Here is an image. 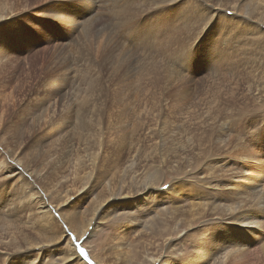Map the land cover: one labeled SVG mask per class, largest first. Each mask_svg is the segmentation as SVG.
I'll return each instance as SVG.
<instances>
[{"label": "rangeland", "instance_id": "rangeland-1", "mask_svg": "<svg viewBox=\"0 0 264 264\" xmlns=\"http://www.w3.org/2000/svg\"><path fill=\"white\" fill-rule=\"evenodd\" d=\"M64 1L66 3H71L70 2L71 0H64ZM125 1L130 3V4L128 3L129 6H132L134 8L136 7L135 9L142 10L141 14L143 16L140 14L136 17L137 21H139L141 24L143 22H145L146 19L151 14H153L154 12H158L156 14L158 16L156 17V15H155L153 18L158 19L161 16L159 18V21L161 23L165 18L169 17V14H173V22L175 24L176 30L178 29L177 31L179 32L180 28L177 25L178 22L176 21V18L174 19L175 11L174 10L167 11L170 8H175L179 1L173 0L175 2H172V0H169V1H171L169 3V2H166L168 0H159V2L156 3V2H153L154 0H150V5H148V4L146 5L145 3H142L140 1L138 2V0H125ZM216 2H217V0L216 1L215 0L209 1L210 5H211V10H213V8L218 9V5ZM117 3L121 4V3H125V2H123L122 0H118L117 2L115 1V3H113V4L118 8H111L110 7L111 9H113V12H111V13H109V11H107L106 14H104V15L103 14H92L89 16H85L86 20L79 21V23L77 24L78 26L75 25V26H73V28L67 27V28H72L71 29L72 32L71 31L69 32V30L66 28V24H63L64 29L57 28L56 31H50V30H48L49 20L46 18L43 19V18H41V16H37V15H33V14L30 17L28 15H18L17 16L18 18L17 17L14 18L15 20H17V22H15L14 19L10 20V18L7 19L9 21L0 22V39L2 40L3 45L7 48L8 52L9 53H18V54L22 55V58L28 56L29 54H32V55L44 54V55H39V56L36 55V57H39L37 64L39 65L41 63L40 62L41 57H43V56L46 57V63H48V64H46V67L41 72V75H46L48 77L51 76V73L53 70L52 69L53 68V64H52L53 63V56L52 55H54V50L52 48V42L51 41H52V39L57 38V36H64L65 38L63 37V40L68 45V48L70 49V51L81 55V58L83 55L86 58L88 63L89 62H96L97 63V65L92 66L88 70L85 69V67L81 64V66L79 68L80 73L78 74L76 72H73V74H75V76L72 78L74 81L72 83L71 82L69 83V87H71L72 84H74L76 86V84L85 83V82H89V81L93 80V81L98 82V84L101 88V94L97 95L98 97L93 96V97H85L84 99H81L80 97L82 95L77 93V90H75L72 94H66L63 97H61V99L59 100V109L56 111H62V109H63L62 106L64 105L63 107H66V105H68V104H72L71 105L72 110H70V111H73V113L71 115L72 126L70 127L69 130L67 129L68 132L66 131L65 134L55 135V134H47L44 132H39L33 126L34 118L30 117V116H25V114L22 115V113H20L18 115L19 117L17 116L18 118L15 119L13 125L10 126L8 131L4 132L3 130H0V157H2V155L4 156L2 158H5L7 156L9 162H13L15 165H18L22 169H23V167H25L23 169V174H25V176L24 175L23 176L25 178L29 179V180H24L23 178H19L16 180H14L15 178L12 179L11 181H13V182L5 185L3 190L1 191V193H6L7 191H9V192L16 191L18 194H23V193H26L29 189L36 187V189L39 191V195L42 193H47L48 197L52 200V198H53L52 193H54L58 197H61V191H60L61 188H62L63 192H65L67 194V193L71 192L72 186H76L77 188L82 187L81 182H79L78 185H75L74 182L70 181L71 179H73V175L75 173H76V181H80V179L82 177H84V180H86L87 178H90L91 171L95 170L96 176H100L102 178L101 179L102 184L98 183L101 186V187H99L101 190L98 189L99 192L97 191V193H101L103 195L106 194L105 197L106 196L108 197L109 194H111V190L109 188V185H106V184L107 183L111 184L114 182L113 184L116 186L117 184H119V182H123V179H125L124 174L119 173L120 171L118 170V168L120 167V165L118 163V160H120V157H117L116 155L119 154L118 156L121 155V157H124L127 155V152L133 151L134 145H136L135 147L138 148V151H137L138 157L136 160V163L138 165V169L140 171H143L144 168H148L149 172H144V173L151 174L154 176V178H156V177H157V179L159 178L158 179L159 180L158 185L160 187L167 188L166 186H168L169 183H171V181L175 178H179L180 181H185L184 183L186 184L185 185L186 187L183 188V190H182L183 193L181 192V195H179V197H178V195L176 197H174L175 202L173 201V202L169 203L166 206L167 208L163 209L162 206H159L160 208L157 207L154 212H151V208H150L149 202H148L149 200L148 199H142V202H143V205L145 208L144 209L145 214L140 213L139 209L135 210V213L138 214V217H139V219L137 220V222H138L137 224H130L126 216H123L122 217L123 219H121V218L116 219L111 224L108 222V220L104 219L102 223H99L100 229L96 232L98 234V236H94V237H90L88 235V233L79 234L77 232V228H76L77 220L75 219V221H74L73 212L71 209L68 208V209H66V215H64V220H66L68 224L65 225L64 223H62L60 221L62 223L61 225L56 224V225L51 226L57 232L64 230L65 233H69L68 236L70 237L71 242H72V246L66 245V246H62V247L57 248V245H56V248L58 249L60 254L66 255L69 253V251L71 249V251H73L75 253V255H77L81 259V261L85 264H160V259L167 256V255L168 256L173 255V258L175 257L174 259L177 260V264H182V263L183 264H188V263L193 264V262H194V264H206V263L207 264H215L216 262L218 264L222 260V257L225 254V251L229 253L231 247L224 250L223 247L221 246L222 250L221 249L217 250V248L220 246V240L219 239L222 236H224V234H225V232L221 231V226L225 222H219V220L212 221L213 216H212L211 212H209V213L202 212V206L200 207L198 202H201V200H204V199H205L204 201L211 202L214 198L211 197L212 196L211 195L212 189L209 188L211 185L209 187L206 186L202 182L203 180H200V178L204 177L205 181H212L215 177V173L209 171L207 166L211 165V164L213 165L214 161H217L218 159L221 160L222 159L221 157L224 154H227L228 157L227 156L225 157V158H227V161L225 159L223 161L224 162H228V161L230 162V164L225 167V168L228 167L227 168L228 171L225 172L226 174H229L230 176L241 175V171L243 172V171H245V169H247V167H246L247 160H244L245 159L244 157L242 159V157L240 158L239 156L236 155L235 150L238 146H235L234 144L237 143L240 139V143L241 142H242V144L245 143V145L252 148L251 143L254 142L256 144V141L262 139L264 136V124H263L264 123V99L260 103H257V102L252 101L251 96L248 94L249 90L255 91L256 90L255 88L264 89V79L260 80L261 82H258L257 84L250 87V84L253 82V79H256L258 77H254L253 75H249L246 77L247 71H241L240 72L238 70L242 65L232 66L230 64L226 65V67L230 68L229 72H227L226 74H224V69L221 70V68H219V69L215 68L216 70L214 71L213 76H208V74H209V70H208L209 62L207 63V65H206L207 67H206L205 66L206 55L204 54V51L201 49L199 51L200 55L198 54L199 55L198 59L200 61L198 60L197 63L193 64L195 75H196V80L191 81L190 87L188 88V91H190V92L186 91V92H184L185 94H183V95L177 94V91L175 90L176 88L178 89V87H179L178 82L177 83H170L169 82V87H168L167 82L165 81V79H163V78H165V76L161 72L164 71V73H165V71H167V70H166V68H164L165 67L164 65L166 62L162 61V60H159V61L158 60H151L150 61L149 59H147V62H146L147 65L144 63V61L142 62V60H140V61H138L137 65L132 68L133 73H130L129 74L130 76L113 77L110 74L112 72V69L115 67L116 62L113 58L114 53H112L110 50L111 49L110 45L126 47L128 49V51H127L128 54L131 55V53H132L131 59H132V61L134 60L135 62L137 61V56L140 54V51H141L140 46L137 43L131 41V39L129 38V33H128V31L130 29H134V27L135 28L138 27L136 24L133 25L132 27L129 26L126 28H118L117 24L113 25V23H112L113 21L120 22L119 18H118V17H120L118 15V10H123L122 7H120V5H118ZM252 3L254 6L255 1H252ZM139 4H140V6L138 8L137 5H139ZM97 6L98 7L100 6V2H97ZM261 7H264V2H261L260 8L255 13L252 10L253 8L252 9L246 8L243 11V16H245L244 17V19H245L244 24L246 22L254 21L253 24H257V22H259L260 25H262L264 27V19H262V16H263L262 12H264V10ZM114 9H115V11H114ZM231 11H232V9L227 10L228 13H230ZM125 15L126 14H124L123 17H125ZM139 16H140V18H139ZM215 18H216V15H214L212 17L210 22H212ZM260 19L263 21H261ZM258 20H260V21H258ZM46 21H48V22H46ZM152 26H155V23H153ZM254 27L256 30H258V26H254ZM203 28H204V26L198 32H197V28L196 27L194 28L192 26L185 29V33L182 36L184 39V44L187 43L186 45H188V42L192 41V44H191L192 45V47H191L192 52L197 51V49H198L197 44L198 45L200 44L202 38L205 35L204 31L206 30V27L204 28V30H203ZM240 28H242V27H239V29ZM85 29L92 31V33L90 35H93L92 36L93 41L100 38L101 34L104 33L105 31H110L112 33V36L107 37L108 43H106L103 46L104 47V53H103L104 56H101L100 57L101 59L96 57V51L86 43V40H84L85 42H83L79 39V37L80 38L82 37L81 34H83L86 31ZM193 29H194V31H193ZM235 33H239V32H235ZM193 34H195V35H193ZM138 41L139 40H137L136 42H138ZM230 42L231 41H229V43ZM85 43H86V45H85ZM225 47H226L225 45H224V47L222 46V48H225ZM60 49H64V47L62 46V47H60ZM34 50H35V52H34ZM65 50H68V49H65ZM26 53H27V55H26ZM109 53H110V55H109V57H107L106 55ZM70 55H74V53H70ZM194 55H192V56H194ZM132 56H133V58H132ZM109 59H110V62H109ZM35 61H36L35 58L31 59V65H32L33 70H35L38 67V65L35 64ZM152 62H154V63H152ZM149 64L161 65V67L163 69V70L161 69L162 71L160 72L161 73L160 74L161 79L159 78V80H156V78H155V80H153L154 75H151V73L153 71L151 70V68L148 67ZM82 66H83V68L81 69ZM136 67L140 73L138 72ZM145 68H146V70H145ZM110 69H111V71H110ZM8 70L9 69H5L4 71L2 70V72H3L2 75H4V76L6 75V76L5 77L2 76L0 80L4 81V83H7V79L10 78V76H9L10 73H8ZM144 70H145V72H144ZM217 70L222 72V73L218 72ZM235 72H237V73H235ZM76 74H78V75H76ZM148 74L151 75L150 76L151 78L149 77ZM145 75H147L148 77H146ZM235 75H236V77H235ZM261 75H264V73ZM108 76H109V78H108ZM36 77H38V76H34V78L30 80V83L26 82L25 84L26 85L29 84V85H32L34 87L37 83ZM152 77H153V79H152ZM198 77H200V78H198ZM121 78H123V79H121ZM219 78H221V79H219ZM108 79L109 80L112 79L111 81L113 83L111 84V86L113 85L115 87L117 85L118 88L115 87L116 88L115 89L113 86L112 87L108 86L107 85ZM222 79H224V80H222ZM126 80H128V81H126ZM145 80H146V82H145ZM130 81H131V83H130ZM161 81H162V83H160ZM116 82L119 84H117ZM135 82H137V84H135ZM141 82L144 84L141 85ZM151 82H153V84L148 85V84H151ZM186 82L187 81L179 82L180 83L179 85H182L183 83L186 84ZM13 83H16V84H14V91H15L16 90L15 85H17L18 82L15 81ZM133 83L135 84V86ZM146 83H147V87H150V88L146 87ZM171 84H175V85L172 86ZM230 84L232 86H234V89H230V87H229V86H231ZM4 86L5 87H3L0 84V113H1V111H5L6 113L10 114L11 111H14L12 113V117H15L14 116L15 112L22 111L21 110V102H20L21 98L19 97L18 99H16V105H14L12 102L13 98H12L11 89L8 88V87H10V85L5 84ZM159 86H161V88H164V89L162 90ZM204 86H206L207 89H205ZM122 87H125V88H122ZM121 88H122V90H121ZM106 89H108L107 90L108 92L106 91ZM112 89L114 90V92ZM159 89H161V90H159ZM147 90H149V91H147ZM126 91H129L128 92L129 94ZM169 92L172 94H170ZM16 93H17V90H16ZM118 93L120 94V96ZM174 94H176V95H174ZM33 95H32V100L35 99V96H33ZM124 95H125V97H124ZM187 95H188V97H187ZM192 95H193V98H192ZM225 95H227V96L225 97ZM68 96H69V98H68ZM127 96H128V98H131V99H127V100H129V102L126 100ZM211 97L214 100H212ZM108 98L111 99L112 101L108 100ZM175 99L178 101H176ZM182 99L183 100L185 99L186 101L185 100L183 101ZM187 99H188V101H187ZM70 100L72 101V103L70 102ZM130 100H132V101H130ZM75 101H77V102H75ZM19 102H20V104H18ZM104 102L106 103L105 106H104ZM190 102L192 103V105ZM214 102L216 104H214ZM130 103H131V106L127 107ZM97 104L98 105L100 104V105L98 106ZM101 104H102V106H101ZM115 104H117V105H115ZM132 104H134V105H132ZM241 104H242V106H240ZM106 105L108 106L107 109H106ZM103 106H104V108H103ZM174 106L177 108H175ZM178 106H181V107H178ZM188 106L190 109L188 108ZM191 106H194V107H191ZM217 106H218V108H217ZM254 106H255V108H254ZM99 107H100V109H99ZM165 107H166V110H165ZM169 107H171V110ZM185 107H187V108H185ZM209 107L211 108L212 111L210 110ZM192 108L194 111L192 110ZM203 108H204V110H203ZM182 109H185L184 110L185 112H183ZM126 110H127V112H126ZM189 110H191V113ZM208 110H209V112H208ZM78 111H84V112L78 114ZM148 111H150V112H148ZM198 111H199V113H197ZM258 111H260L261 113L260 112L258 113ZM112 112H113V114H112ZM115 112L118 115L115 114ZM132 112H134V113L132 114ZM152 112L155 113V115L152 114ZM165 112H168V114L166 115ZM211 112H213V113H211ZM96 113L98 115H100V116H98V119L99 120L101 119V126L97 125L99 120L97 119V116L95 115ZM185 113L187 115H185ZM194 113H195V115H194ZM262 113H263V115H262ZM169 114L171 117H169ZM190 114L191 115L193 114L192 116L194 118L191 117ZM212 114H213V116H212ZM73 115H75V117ZM121 115H123V117H121ZM175 115L178 118L177 117L175 118ZM189 115H190V117H189ZM196 115H198V116H196ZM93 116H94V118H93ZM109 116H111L115 119L117 118V119L115 120ZM255 116H256V118H255ZM257 116H258V118H257ZM105 118L108 119L109 121L108 120L106 121ZM109 118L111 119V122H110ZM122 118L125 120H123ZM154 118H156V119H154ZM179 118H180V120H179ZM215 118L219 119L218 123L213 122V119H215ZM157 119H158V121H156ZM204 120H206V121H204ZM209 120H211V121H209ZM259 120H261V121H259ZM77 121H79V122H77ZM113 121L116 123L117 126L115 125V123ZM131 121H135V122L137 121V122L133 123ZM176 121H178V122H176ZM186 121H188V122H186ZM223 121L229 127H231L230 129L233 130L234 142L232 141L233 144H232L231 148L235 149V150H233L234 152H232L231 149L229 151L224 150L223 144L221 142H218V140H217L218 136H221L222 138H224L222 135H220V128L218 126V124L222 123ZM233 121H234V124H233ZM257 121H258V123H257ZM189 122H191L190 124L193 125L192 127H191V125H189ZM202 122H204V123H202ZM117 123H119L120 125H118ZM124 123L127 125L125 126ZM131 123H132V125H131ZM139 123L142 124L143 127H142V125L140 126ZM137 124H138V126H137ZM76 125L78 127L81 126L80 128H83V129L78 128ZM209 125H213L214 128L212 126H209ZM134 126L136 128H133ZM202 126H203V128H202ZM91 127H93V129H91ZM108 127L109 128L111 127V130H113V132L110 129H107ZM114 127L115 128L117 127L118 129H115ZM139 127H141V128H139ZM145 128H147V130ZM183 128H185V129H183ZM215 128H217V131ZM121 129L124 130V132L121 131ZM140 129H142V130H140ZM160 129L161 130L163 129L164 132L161 131ZM165 129L168 130V132H166ZM186 129H187V131H185ZM102 130H103V132H101ZM115 130L117 131V134L115 133L116 132ZM125 130H127L128 133H126ZM129 130H130V132H131V130H134V131L129 133ZM145 130H146V133H145ZM182 130L184 133L182 132ZM90 131H91V134L93 133V135L90 134ZM110 131H111V133L109 134L108 132H110ZM143 131H144V133H143ZM174 131H175V133H174ZM212 131H214V132H212ZM256 131H257V133H256ZM96 132H100V133H96ZM172 132L174 135H172ZM239 132H240V134H239ZM95 133H96V135H95ZM113 133L116 136H113L114 135ZM118 133H121L122 135L121 134L119 135ZM169 133H171L170 136H169ZM243 133H247V134L244 135ZM98 134H99V136H97ZM124 134H125V136H124ZM149 134H150V136H149ZM166 134L169 138L166 136ZM212 134H213V136H212ZM105 135H107L108 137ZM176 135H177V137H176ZM86 136H87V138H86ZM93 136H96V138L99 137V138H97L98 140ZM119 136H121L122 138ZM131 136H133V137H131ZM100 137L105 138V141L103 139H101ZM175 137H176V139H175ZM184 137H186L187 139ZM253 137H255V138H253ZM109 138H112V139L116 140L117 142L113 141L112 139H109ZM118 138H121L124 141L120 140ZM171 138H173L172 141H171ZM177 138H178V140H177ZM90 139H91V141L96 140L95 142H97V143L89 141ZM106 139H108V140H106ZM211 139H212V141H211ZM235 139L237 140V142H235ZM140 140H141V142H140ZM143 140H145V141L143 142ZM120 142L123 144H121ZM149 142H151V143H149ZM152 142H154V143H152ZM90 143H92V144H90ZM143 143H144V145H143ZM104 144H106V145H104ZM112 144H113V146H111ZM115 145L117 146L116 148H115ZM163 145L167 149L164 148ZM172 145H173V147H172ZM233 145H234V147H233ZM130 146H131V148H130ZM138 146H141V148ZM186 146L188 148L190 147V149H188ZM8 148L10 150H13L14 152H11ZM173 148H175V150ZM220 149H223V150L221 151ZM149 150H151V151H149ZM19 151H23L22 152V156H23L22 160L27 159L30 162V165L32 166V168L40 174V177H38L35 172H32V170L27 166V163L25 161L21 160V161L17 162L18 157L15 159L16 161L15 160L12 161L13 159L11 156L12 155L17 156V153ZM123 151L125 152V155H124ZM113 152L115 154H113ZM163 152L168 153V155H169L168 157L177 156V157H172V158L174 160L179 161L178 164L169 163L170 164L169 165L165 162L163 163L162 161H164L163 158L165 157L162 154ZM26 155H27V157H25ZM95 156H96L97 162H96V164L91 165L92 160H90V158L92 159ZM87 157H90V158H87ZM140 157L142 159H140ZM206 157H207V159H206ZM196 158L199 160H197ZM239 158H240V160H238ZM209 159H211V160H209ZM77 160H80V161H77ZM127 160H128V158H126L124 162H126ZM90 161H91V163H90ZM145 161L146 162L149 161L148 163H150V164L143 163ZM192 162H193V164H191ZM126 163H128V162H126ZM141 163H143V164L139 165ZM195 163H196V165H194ZM110 165L113 167H110ZM160 165H163V167L161 169L162 171L159 170V171L154 173L155 167L160 166ZM86 166H87V168H86ZM200 166L201 167L203 166V167L201 168ZM74 167L77 169L76 170L77 172H75L73 174V170H75ZM186 167H187V169H186ZM24 171H26V172H24ZM106 171H107V176L105 175ZM78 174L79 175L81 174V175L79 176ZM199 174H201V175L196 176ZM35 175H36V177H35ZM16 176H20V175L18 174ZM108 176L111 180L108 178ZM104 177H106L107 180L104 179ZM113 177L115 178L114 180H113ZM31 178L33 179V181ZM244 181L247 182L248 180H244ZM34 182H35L36 186H31V188H28L27 184L34 183ZM55 182L59 183L58 187L55 186V184H56ZM103 184L107 187L105 188V186H103ZM190 184L195 185V188H193ZM140 187H142V186H140ZM104 188H105L106 192L103 190ZM108 188H109V192H107ZM136 190H140V188H134L131 191H136ZM255 192L256 191H250L249 187H245V188H243V190L240 192L239 195L241 197H243V201L245 202V204L247 206L252 205L259 198L262 201L261 203L264 204V191L261 193L260 196H256L257 193H255ZM213 193H214V191H213ZM205 194H206L207 198H206ZM145 196L147 197L148 195H145ZM187 196H188V199H187ZM214 196L216 197L215 194H214ZM41 197L45 199L44 196H38L37 194L33 196V198H35L36 200H38ZM181 197H183V198H181ZM197 197H201V198L198 199ZM73 198L74 197L72 196L71 200ZM227 198L229 199V197H227ZM61 201H62V198H60L59 202H61ZM99 202L101 203V201H99ZM111 202H114V200L113 201L111 200ZM76 204L78 205L77 213H76L77 216H84L87 218L91 217V212L94 208H97V209L99 208L98 201H94L92 198H88L84 201L78 200V201H76ZM262 207L264 208V205ZM251 209H252V207L247 209L248 210L247 212L251 211ZM33 211H35V209H33ZM104 211L105 210H103L102 212H104ZM189 212H190V214L194 212L195 214H198V216L192 218V217L188 216ZM146 213H147V215H146ZM15 215L25 216L26 212H24V213L16 212ZM209 216H211V217H209ZM246 216L247 215H244V217H246ZM56 217L59 218L60 214H56ZM142 218H143V220H140ZM107 219H110V217H108ZM263 220H264V217H263ZM19 221L17 222L15 227L12 224H10V220L4 219V220L0 221V251H1L0 252V260L2 259L0 261V264H6L4 259H3L4 258L3 254L5 252L6 253H12L11 251L7 252L4 249L5 247L9 246L10 248H14L15 246H17L19 244L20 246H22V248L19 250L23 251V249L27 248V247H23L24 243L22 241H23V239H25V234L23 231H21V229H24V226L21 224V220H19ZM202 222H204L206 224H204ZM210 223L212 224L213 227L211 226ZM113 224H115V225H113ZM204 225L209 229L205 228ZM228 225H230V224H228ZM233 225L237 226L236 224H233ZM263 225L264 224H262L261 226L251 225L245 234L242 233L244 238H245L244 244L242 246L243 251H241L240 253H237V254H234V253L231 254V256H229L230 258L229 257L227 258L229 260H227V263L225 262V264H228V263L231 264L232 262H233L232 264H239V263L240 264H264V226ZM92 226H93V223L90 222V228ZM202 226H204V227H202ZM186 227H188V228H186ZM38 228H36L35 232L30 233V237H32V238H29L30 240L34 241V243H36L35 246H33V248H32L33 249V255L40 257V259L38 258V259H36V261H40L41 259H43V260H41L42 262L41 261L39 262V264H49V263L51 264L52 262H55V264H58V262L60 261L58 259V255L57 256L54 255V252H53V255H50L51 249L49 247H47L45 244H43V243L40 244L39 246H43V249L38 250V247H37L38 243L36 240H38V241L43 240V241L47 242V241H50L53 239L52 235H51L50 228H46V227H42L40 229H38ZM178 229L180 231H177ZM125 231H126V233H125ZM42 232H45V233L42 234ZM124 234L126 235V238L128 239L126 241V243L124 242L123 236H122ZM116 236H117V238H116ZM211 238H213V239H211ZM205 240H208L209 243H206ZM201 241H203V242H201ZM213 244H215L216 246L212 247ZM205 247H206V249H205ZM81 248L84 250L83 253H81L79 251V249H81ZM197 248H199V249H197ZM201 251H203V252L201 253ZM220 251H221V253H220ZM40 252H41V255H37V254H40ZM199 254L201 257L199 256ZM203 254H204V256H203ZM182 256H184V257H182ZM213 258L216 260H214ZM56 261H58V262L56 263ZM7 264H11V263L7 262ZM59 264H68V263H63L60 261Z\"/></svg>", "mask_w": 264, "mask_h": 264}, {"label": "bare ground", "instance_id": "bare-ground-1", "mask_svg": "<svg viewBox=\"0 0 264 264\" xmlns=\"http://www.w3.org/2000/svg\"><path fill=\"white\" fill-rule=\"evenodd\" d=\"M115 1L117 2L118 0H113V1L112 0H71L70 1L71 3H66L64 0H0V22L9 21V20H7L9 18H10V20H12L15 17H17L18 15H28L30 17L33 14V15L41 16V18H43V19L44 18L48 19L49 22L48 21H46V22H48V30H50V31H56L57 28L64 29V25L63 24H66V28L67 27H72L73 28V26H75V25L78 26L77 24L79 23V21L86 20L85 16H89V15H92V14H103L104 15V14H106L107 11H109V13L113 12V9H111V8H118V7H116L113 4V3H115ZM122 1L125 2V3H121V4L117 3L123 9V10H118V15L120 16L118 18H119L120 22L113 21L112 23H113V25L117 24L118 28H126V27H129V26L132 27L133 25L136 24L138 27H136V28L134 27V29H130L128 31V33H129V38L131 39V41L137 43L140 46L141 51H140V54L138 53L139 55L137 56V61L135 62L133 60L134 61L133 62L132 59H131L132 53H131V55H129L128 52H127L128 49L126 47L110 45L111 46L110 50H111L112 53H114V57L113 58H114V60L116 62L115 67L113 69L111 68L112 72H111L110 75H112L113 77L130 76L129 74L133 73V69L132 68L134 66H136L138 61H140V60H142V62L144 61V63L146 65H147V63H146L147 59H149L150 61L151 60H158V61L162 60V61L166 62L165 65H164L165 66L164 68H166L167 71H165V73H164V71L161 72L163 70L161 65H158V64H149L148 65V67L151 68V70L153 71L151 73V75H154V79H153V77H152V79L153 80H155V78H156V80H159V78L161 79V77H160L161 75L160 74L163 73L164 76H165V78H163V79H165V81L167 82L168 87H169V82L170 83H177L178 82V86L179 87H178V89L176 88L175 90L177 91V94L183 95V94H185L184 92L188 91V88L190 87L191 81L196 80V75H195L193 64L197 63V61L199 60L198 59V57L200 55L199 51L201 49V50L204 51V54L206 55L205 66L209 62V65H208L209 74H208V76H213L214 71L216 69H219V68H221V70L224 69V74H226L227 72H229V69H230L229 67H226V65L230 64L232 66L242 65L238 70L240 72L241 71H247L246 72V77L249 76V75H253L254 77H258L256 79H253V82L250 84V87H252L253 85L257 84L258 82H261L260 80L264 79V75H261V74L264 73V27L262 25H260L259 22H257V24H253L254 21L246 22L244 24V20H245L244 17L245 16H243V11L246 8H249V9L253 8L252 9L253 12L254 13L257 12V10L260 8L261 2H264V0L263 1L262 0H217L216 3L218 5V9L213 8V10H211V5L209 3L210 0H176V1H179L177 3L176 7L175 8H170L167 11H170V10H174L175 11V16L176 17L174 16V19L176 18V21L178 22L177 25L180 28L179 32L177 31L178 29L176 30V28H175V24L173 22V14H169V17L165 18L162 21V23H161L159 21V18L161 16L158 19L153 18L158 13V12H154L153 11L154 13L151 14L146 19V21L144 20L145 22H143L141 24L139 21H137L136 17L141 14L142 10L135 9L136 7L134 8L132 6H129L128 5L129 2H127L125 0H122ZM139 1L142 2V3H145L146 5L147 4L150 5V0H138V2ZM252 1H255L254 6H253ZM97 2H100V6L99 7L97 6ZM153 2L158 3L159 0H154ZM166 2L170 3L171 1L168 0ZM172 2H175V1L172 0ZM137 6L139 8L140 4L137 5ZM261 8L264 10V7H261ZM228 9H232V11L230 13H228L227 12ZM114 11H115V9H114ZM262 13H263L262 19H264V12H262ZM124 14H126L125 17H123ZM214 15H216V18L212 22H210V20L212 19V17ZM157 16L158 15H156V17ZM139 18H140V16H139ZM260 20H258V21H260ZM14 21L17 22V20H15V19H14ZM261 21H263V20H261ZM153 23H155V26H152ZM190 26H192L194 28L196 27L197 28V32L200 29H202L203 26H204V28L206 27V30L204 31L205 35L202 38L200 44L199 45L197 44V48L198 49H197L196 52L195 51L192 52V48H191L192 47V45H191L192 41L188 42V45H186L187 43L184 44V39L182 37L184 35V33H185V29L189 28ZM254 26H258V30H256ZM239 27H242V28L239 29ZM72 28H67V29L70 32ZM204 28H203V30H204ZM193 31H194V29H193ZM235 32H239V33H235ZM91 33H92L91 30H86L83 34H81L82 37L81 38L79 37V39L81 41H83V42H85L84 40H86V43L89 46H91L96 51V57L101 59L100 57L104 56V54H103L104 53V47L103 46L106 43H108L107 37L108 36H112V33L110 31H105L104 33L101 34V37L98 38L95 41H93V37H92L93 35H90ZM193 35H195V34H193ZM63 37L64 36H57V38H54L51 41L52 42V48L54 50V55H52L53 56V63H52L53 64V68H52L53 70H52V73H51L50 77H48L46 75H41V72L46 67V64H48V63H46V57L45 56L41 57L40 58L41 59V61H40L41 63L39 65L37 64V61L39 60V57H36V55L39 56V55H44V54H34V55L29 54L28 56L22 58V55H20L18 53H9L7 48L3 45L2 40L0 39V79H1L2 76L3 77L6 76V75L5 76L2 75L3 74L2 70L4 71L5 69H9L8 73H10V75H9L10 78L7 79V83H4V81L0 80L1 81L0 84L3 87H5L4 86L5 84L6 85H10V87H8V88L11 89V92H12V98H13L12 102H13L14 105H16V99H18L20 97L21 98V100H20V102H21V110H22V111L15 112V115H14L15 117H12V113L14 111H11L10 114L6 113L5 111H1V113H0V130H3L4 132L8 131L10 126L13 125L15 119L19 117L18 115L20 113H22V115L25 114V116H30V117L34 118L33 126L39 132H44V133H47V134H55V135L65 134V132L66 131L68 132V130L72 126L71 115H72L73 111H70V110H72L71 109V105L72 104H68V105H66V107H63L64 106L63 105L62 106V108H63L62 111H56V110L59 109V100L61 99V97H63L66 94H72L75 90H77V93L82 95L80 97L81 99H84L85 97H93V96H97V95L101 94V88H100L98 82L93 81V80H91L89 82H85V83L76 84V86L74 84H72V86L69 87V83L70 82L72 83L74 81L72 79L75 76V74H73V72H76V73L79 74L80 73V69L79 68H80L81 64L85 67V69L88 70L92 66L97 65V63L96 62H89L88 63L86 58L83 55H82V58H81V55L70 51V49L68 48V45L63 40ZM137 40H139V41L136 42ZM229 41H231V42L229 43ZM86 43H85V45H86ZM224 45L226 47L222 48V46L224 47ZM62 46L64 47V49H60V47H62ZM65 49H68V50H65ZM186 50L189 53V56H188L187 62L184 63V62H182V58H183V55H184ZM34 52H35V50H34ZM70 53H74V55H70ZM26 55H27V53H26ZM109 55H110V53L107 54L106 56L109 57ZM192 55H194V56H192ZM32 58H35V60H36L35 64L38 65V67L35 70H33L32 65H31V59ZM132 58H133V56H132ZM109 62H110V59H109ZM154 62H152V63H154ZM83 66L81 67V69L83 68ZM111 69H110V71H111ZM136 69H137V67H136ZM145 70H146V68H145ZM145 70H144V72H145ZM138 72H139V70H138ZM218 72H220V71H218ZM220 73H222V72H220ZM235 73H237V72H235ZM78 74H76V75H78ZM151 75H149V77ZM34 76H38V77H36V79H37L36 85L34 87L32 85H29V84L26 85L25 83L26 82L30 83V80L33 79ZM145 76L148 77L147 75H145ZM235 77H236V75H235ZM108 78H109V76H108ZM198 78H200V77H198ZM121 79H123V78H121ZM219 79H221V78H219ZM111 80L108 79V82H107L108 86H111V84L113 83ZM222 80H224V79H222ZM15 81L18 82L17 85H15L17 93H16V90L14 91V84H16V83H13V82H15ZM126 81H128V80H126ZM184 81H187L186 84L183 83L182 85H179L180 84L179 82H184ZM145 82H146V80H145ZM130 83H131V81H130ZM160 83H162V81ZM117 84H119V83H117ZM135 84H137V82H135ZM135 84H134V86H135ZM142 84H144V83L141 82V85ZM152 84H153V82H151V84H148V85H152ZM171 85L173 86L175 84H171ZM115 87L118 88L117 85ZM146 87H147V83H146ZM159 87L161 88V86H159ZM229 87H230V89H234V86H232V85L229 86ZM122 88H125V87H122ZM122 88H121V90H122ZM147 88H150V87H147ZM204 88L207 89L206 86H204ZM161 89L163 90L164 88H161ZM161 89H159V90H161ZM255 89H256L255 91L249 90L248 94L251 96L252 101L260 103L264 99V89H261V88H255ZM107 90L108 89H106V91ZM147 91H149V90H147ZM113 92H114V90H113ZM126 92L128 93L129 91H126ZM188 92H190V91H188ZM170 94H172V93H170ZM32 95L35 96L34 100H32ZM174 95H176V94H174ZM188 95H187V97H188ZM119 96H120V94H119ZM226 96L227 95H225V97ZM124 97H125V95H124ZM68 98H69V96H68ZM192 98H193V95H192ZM127 99H131V98H128V96H127L126 100ZM108 100H111V99L108 98ZM212 100H214V99L212 98ZM127 101L129 102V100H127ZM130 101H132V100H130ZM176 101H178V100H176ZM187 101H188V99H187ZM20 102L18 104H20ZM70 102L72 103L71 100H70ZM75 102H77V101H75ZM105 104L106 103L104 102V106H105ZM214 104H216V103L214 102ZM115 105H117V104H115ZM132 105H134V104H132ZM191 105H192V103H191ZM101 106H102V104H101ZM104 106H103V108H104ZM129 106H131V103L127 107H129ZM240 106H242V104ZM100 107H99V109H100ZM107 107L108 106L106 105V109H107ZM178 107H181V106H178ZM191 107H194V106H191ZM169 108L171 110V107H169ZM175 108H177V107H175ZM185 108H187V107H185ZM188 108H189V106H188ZM204 108H203V110H204ZM217 108H218V106H217ZM254 108H255V106H254ZM165 110H166V107H165ZM182 110H183V112H185L184 111L185 109H182ZM192 110H193V108H192ZM210 110H211V108H210ZM84 111H78V114L83 113ZM189 111L191 113V110H189ZM126 112H127V110H126ZM148 112H150V111H148ZM208 112H209V110H208ZM259 112L260 111H258V113ZM133 113L134 112H132V114ZM165 113H166V115L168 114V112H165ZM197 113H199V111ZM211 113H213V112H211ZM112 114H113V112H112ZM115 114H117V113L115 112ZM152 114L155 115V113H153V112H152ZM95 115L97 116V119H98V116H100L97 113ZM185 115H187V114L185 113ZM190 115H189V117H190ZM192 115H191V117H193ZM194 115H195V113H194ZM262 115H263V113H262ZM73 116L75 117V115H73ZM196 116H198V115H196ZM212 116H213V114H212ZM109 117H111V116H109ZM121 117H123V115H121ZM169 117H171L170 114H169ZM176 117L177 116L175 115V118ZM93 118H94V116H93ZM111 118H113V117H111ZM255 118H256V116H255ZM257 118H258V116H257ZM113 119H115V118H113ZM154 119H156V118H154ZM107 120L108 119H106V121ZM123 120H125V119H123ZM179 120H180V118H179ZM211 120H209V121H211ZM156 121H158V119ZM204 121H206V120H204ZM218 121H219L218 118L213 119L214 123H218ZM259 121H261V120H259ZM77 122H79V121H77ZM110 122H111V119H110ZM131 122L134 123L135 121H131ZM176 122H178V121H176ZM186 122H188V121H186ZM190 123L191 122H189V125H191ZM202 123H204V122H202ZM257 123H258V121H257ZM117 124L120 125L119 123H117ZM233 124H234V121H233ZM97 125L101 126V119L98 121ZM115 125H116V123H115ZM126 125L127 124H125V126ZM131 125H132V123H131ZM139 125L141 126L142 124L139 123ZM137 126H138V124H137ZM192 126L193 125H191V127ZM209 126L213 127V125H209ZM218 126L220 128V135H222L224 137V138H222L221 136H218L217 137L218 142H221L223 144V149L224 150L229 151L231 149L232 152H234L233 150H235V149L231 148V146L233 144L232 141L234 142L233 130L230 129L231 127H229L224 121L222 123H219ZM80 127H78V128H80ZM142 127H143V125H142ZM133 128H136V127L134 126ZM139 128H141V127H139ZM202 128H203V126H202ZM80 129H83V128H80ZM91 129H93V127H91ZM107 129L111 130V127L110 128L108 127ZM115 129H118V128L116 127ZM145 129L147 130V128H145ZM183 129H185V128H183ZM215 129L217 131V128H215ZM103 130L101 132H103ZM140 130H142V129H140ZM146 130H145V133H146ZM111 131L113 132V130H111ZM111 131L108 132V133L110 134ZM121 131L124 132V130H122V129H121ZM132 131H134V130H131V132ZM161 131L164 132L163 129ZM185 131H187V129ZM214 131H212V132H214ZM125 132L128 133L127 130H125ZM131 132L129 130V133H131ZM166 132H168V130H166ZM182 132H183V130H182ZM96 133H100V132H96ZM96 133H95V135H96ZM115 133L117 134V131ZM143 133H144V131H143ZM174 133H175V131H174ZM256 133H257V131H256ZM90 134H91V131H90ZM118 134L120 135L121 133H118ZM170 134L171 133H169V136H170ZM239 134H240V132H239ZM243 134L245 135L247 133H243ZM91 135H93V133ZM107 135H105V136H107ZM172 135H174L173 132H172ZM97 136H99V134ZM113 136H116V135L114 134ZM124 136H125V134H124ZM149 136H150V134H149ZM166 136H167V134H166ZM212 136H213V134H212ZM93 137L96 138V136H93ZM102 137H100V138L105 141V138H102ZM119 137H121V136H119ZM131 137H133V136H131ZM176 137H177V135H176ZM176 137H175V139H176ZM86 138H87V136H86ZM97 138H99V137H97ZM112 138H109V139H112ZM121 138H118V139L123 140ZM184 138H186V137H184ZM253 138H255V137H253ZM172 139L173 138H171V141H172ZM106 140H108V139H106ZM112 140L116 141L114 139H112ZM177 140H178V138H177ZM89 141H91V139ZM95 141H91V142H95ZM144 141L145 140H143V142ZM211 141H212V139H211ZM140 142H141V140H140ZM235 142H237L236 139H235ZM95 143H97V142H95ZM149 143H151V142H149ZM152 143H154V142H152ZM239 143H240V139H239V141L237 143L234 144L235 146H238L236 148V150H235L236 155L239 156L240 158L242 157V159L244 157L245 158L244 160H247V162H246L247 169H245V171H243V172L241 171V175L230 176L229 174L225 173L226 171H228L227 170L228 167L227 168H225V167L228 166L230 164V162L229 161L228 162H224L223 161L224 159L227 161V158H225L227 156V154H224V155L221 154L222 155V157H221L222 159L221 160L218 159L217 161H214L213 165L211 164V165L207 166L209 171L215 173L214 179L212 181H205L204 177H201V178L199 177L200 180H203L202 182L206 186L209 187L211 185L209 187V188L212 189L211 190V195H212L211 197L214 198L213 200L211 199L212 200L211 202L204 201L205 199L201 200V202H198L199 206L200 207L202 206V212H205V213L211 212V214L213 216L212 217V219H213L212 221L219 220V222H225L222 226L220 225L221 226V231L225 232V234H224V236H222L219 239L220 240V246L217 248V250L218 249L222 250V247H223L224 250L231 247L229 253L225 251V254L222 257V260L218 264H225V262L227 263V260H229L227 258L229 256H231V254H233V253L237 254V253H240L241 251H243L242 250V246L244 244L245 238H244L242 233L245 234L251 225L261 226L262 224H264L263 223L264 222V220H263L264 208L262 207L264 204L261 203L262 202L261 199L259 198V199H257V201L255 203H253L252 205H248L247 206L245 204V202L243 201V197H241L239 195L240 192L245 187H249L250 191H256L255 192V193H257L256 196H260L261 193L264 191V136H263L262 139L257 140L256 144L254 142L251 143L252 144V146H251L252 148H250L247 145H245V143L244 144H242V142L240 144ZM90 144H92V143H90ZM121 144H123V143H121ZM104 145H106V144H104ZM143 145H144V143H143ZM234 145H233V147H234ZM111 146H113V144ZM135 146L136 145H134V150L127 152V155L124 156V157H121V155L118 156L119 154L117 153L118 155H116V156L120 157V160H118V163L120 165L118 170L120 171L119 172L120 174H124L125 179L122 178L123 182H119V184H117L116 186L113 184L114 182L111 183V184H108V183L106 184L105 183L106 185H109V188L111 190V194H109L108 197L107 196L105 197L106 194L103 195L101 193H97V191L99 192V190H98V189H100L99 187H101L98 183L102 184V181H101L102 178L100 176H96L95 170H92V171L90 170L91 171L90 178H87L86 180H84V177H82L80 179V181H76V173L75 172H77L76 171L77 169L75 167H74L75 170H73V174L74 173L75 174L73 175V179H71L70 181L74 182L75 185H78V183L81 182L82 187L81 188H77L76 186H72L71 192H69L67 194L65 192H63V190L61 188L60 189L61 197H58L54 193H52L53 194V198L51 200L48 197L47 193H42V194L39 195V191L36 189V187H33L32 189H29L26 193H23V194H18L16 191H11V192L7 191L6 193H1V191L4 188V186L9 184V183H11V182H13L11 180L14 179V178H15L14 180L19 179V178H23L24 180H29L28 178H25L24 177L25 174H23V169L25 167H23V169L20 168L18 165H15L13 162H9L7 156L5 158H2V157H4L2 155V157H0V221H2L4 219L10 220V224H12L15 227L17 222L19 220H21V224L24 226V229H21V231H23L24 234H25V239H23V241H22L24 243L23 247H27V248L23 249V251L19 250V249L22 248V246H20L19 244L17 246H15L14 248H10L9 246L5 247L4 249L7 252L8 251L12 252V253H6L5 252L3 254V257H4L3 259H4L5 263L7 264V262H10L11 264H39V262L41 260H43V259H41L40 261H36V259H38V258L40 259L39 256H34L33 255V249L32 248H33V246H35L36 243H34V241L30 240L29 238H32V237H30V233L31 232H35L36 228L39 227L38 229H40L42 227H46V228H50L51 235H52L53 239L46 242V241H43V240H39L38 241V240H36L34 238L37 241V243H38V246H37L38 250H42L43 249V246H39L40 244L43 243L47 247H49L51 249V254L50 255H53V252H54V255H56V256L58 255V259L61 262L68 263V264H85V263H83L81 261V259L77 255H75V253L73 251H71V249H70L69 253L66 254V255H61L60 252L57 249L58 247H62V246H66V245H71L72 246L71 239L68 236L69 233H65L64 230H61L60 232H57L51 227L52 225H56V224H60V225L62 223H64L65 225L68 224L67 221L64 220V215H66V209H68V208L71 209L72 212H73L74 221H75V219L77 220V224H78V225L76 224L77 232L79 234L88 233V235L90 237H94V236H98V234L96 232L100 229V224L99 223H102L104 219L108 220V222L111 224L116 219H118V218L123 219L122 217L126 216L130 224H137L138 223L137 220L139 219V217H138V214L135 213V210L139 209L140 213H144V211H145L142 199H148L149 200L148 202H149V206L151 208V212H154L155 209L157 207H159V206H162L163 209H165V208H167L166 206L169 203H171L173 201L175 202L174 197H176L177 195L179 197V195H181V192H182L183 188L186 187L185 186L186 184L184 183L185 181H180L179 178H175V179H173L171 181V183H169L168 186H166L167 188L160 187L158 185V182H159L158 179L159 178L157 179V177L154 178V176L151 175V174L144 173V172H149L148 168H144L143 171H140L138 169V165L136 163V160H137V157H138V153H137L138 148L135 147ZM116 147L117 146L115 145V148ZM138 147L141 148V146H138ZM172 147H173V145H172ZM130 148H131V146H130ZM164 148H166V147L164 146ZM173 149L175 150V148H173ZM188 149H190V147ZM223 149H220V150L222 151ZM10 151L14 152L13 150H10ZM149 151H151V150H149ZM22 152L23 151H19L17 153V156L16 155H12L11 156L12 159H13L12 161H14L17 157H18L17 162L21 161L23 159ZM113 154H115V153L113 152ZM162 154H163V156H165L163 158L164 161H162L163 163L165 162L167 164H169V163L178 164L179 161L174 160L172 158V157H177V156L168 157L169 156L168 153H165V152H163ZM124 155H125V152H124ZM25 157H27V155ZM87 158H90V157H87ZM126 158H128V160L126 161L128 163L124 162ZM240 158L238 160H240ZM140 159H142V158L140 157ZM206 159H207V157H206ZM90 160H92V164L91 165L96 164V162H97L96 161V156L94 158H92V159L90 158ZM197 160H199V159H197ZM209 160H211V159H209ZM22 161H25L27 163V166L32 170V172H35L37 174V176L40 177V174L36 170H34L32 168V166L30 165V162L27 159L22 160ZM77 161H80V160H77ZM148 162L145 161L143 163H148ZM90 163H91V161H90ZM143 163H141L139 165H142ZM148 164H150V163H148ZM191 164H193V162ZM194 165H196V163ZM113 166L110 165V167H113ZM162 167H163V165L156 166L155 170H154V173L159 171V170H161ZM86 168H87V166H86ZM186 169H187V167H186ZM24 172H26V171H24ZM18 174L20 176H16ZM201 174L196 175V176H200ZM105 175L107 176V171H106ZM35 177H36V175H35ZM108 178H109V176H108ZM104 179L107 180L106 177H104ZM114 179L115 178L113 177V180ZM244 180H248V181L246 182ZM32 181H33V179H32ZM190 185L193 188H195V185H193V184H190ZM27 186H28V188H31V186H36V184L34 182V183L27 184ZM55 186L58 187L59 183H56ZM103 186H105V185L103 184ZM140 186H142V187H140ZM106 187L107 186H105V188ZM105 188L103 189L104 191H105ZM109 188H108L107 192H109ZM134 188H140V190L131 191ZM213 191H214V193H213ZM36 194L38 196H44L45 199L41 197L38 200H36L35 198H33V196L36 195ZM214 194L216 195V197L214 196ZM145 195H148V196L146 197ZM72 196L74 198L71 200ZM205 196H206V194H205ZM227 197H229V199ZM60 198H62L61 202H59ZM88 198H92L94 201H98L99 208L98 209L94 208L92 210V212H91V217H89V218L84 217V216H77L76 213H77L78 205L76 204V201H78V200H83L84 201V200H86ZM181 198H183V197H181ZM197 198L199 199L201 197H197ZM206 198H207V196H206ZM187 199H188V196H187ZM111 200L112 201L114 200V202H111ZM99 201H101V203ZM250 207H252L251 211L247 212L248 211L247 209H249ZM33 209H35V211H33ZM103 210H105V211L102 212ZM16 212H20V213L26 212V215L25 216L15 215ZM147 213H146V215H147ZM56 214H60V217L59 218L56 217ZM244 215H247V216L244 217ZM188 216L194 218V217L198 216V214H195L194 212L190 214V212H189ZM108 217H110V219H107ZM209 217H211V216H209ZM143 218L140 219V220H143ZM90 222L93 223V226L91 228H90ZM202 223H204V222H202ZM204 224H206V223H204ZM228 224H230V225H228ZM233 224H236L237 226H234ZM113 225H115V224H113ZM204 226H202V227H204ZM211 226H212V224H211ZM186 228H188V227H186ZM205 228H207V227L205 226ZM207 229H209V228H207ZM177 231H180V230L178 229ZM44 233L45 232H42V234H44ZM125 233H126V231H125ZM122 236H123L124 242L126 243V241L128 240L126 238V235L124 234ZM116 238H117V236H116ZM211 239H213V238H211ZM208 240H205V242L209 243ZM201 242H203V241H201ZM215 244H213L212 247H215L216 246ZM56 245H57V248H56ZM197 249H199V248H197ZM205 249H206V247H205ZM202 252L203 251H201V253ZM220 253H221V251H220ZM37 255H41V252H40V254H37ZM199 256H200V254H199ZM203 256H204V254H203ZM182 257H184V256H182ZM174 258H173V255L172 256H168L167 255V256H165V257L160 259V264H177V260H175ZM214 260H216V259H214ZM57 262L58 261H56V263ZM59 262H58V264H59ZM53 263L55 264V262H52L51 264H53ZM193 264H194V262H193ZM215 264H217V262ZM228 264H230V263H228Z\"/></svg>", "mask_w": 264, "mask_h": 264}, {"label": "snow or ice", "instance_id": "snow-or-ice-1", "mask_svg": "<svg viewBox=\"0 0 264 264\" xmlns=\"http://www.w3.org/2000/svg\"><path fill=\"white\" fill-rule=\"evenodd\" d=\"M188 56H189V53H188L187 50H186L185 53H184V55H183L182 62L186 63L187 60H188ZM79 251H80L81 253H83L84 250L81 248V249H79Z\"/></svg>", "mask_w": 264, "mask_h": 264}]
</instances>
